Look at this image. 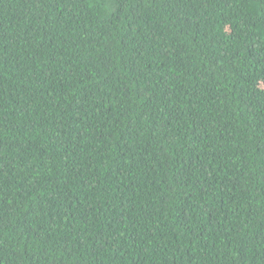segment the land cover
Instances as JSON below:
<instances>
[{
	"label": "trees",
	"instance_id": "trees-1",
	"mask_svg": "<svg viewBox=\"0 0 264 264\" xmlns=\"http://www.w3.org/2000/svg\"><path fill=\"white\" fill-rule=\"evenodd\" d=\"M0 264H264V0H0Z\"/></svg>",
	"mask_w": 264,
	"mask_h": 264
}]
</instances>
